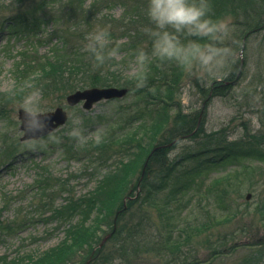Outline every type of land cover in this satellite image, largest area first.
<instances>
[{"label": "rangeland", "instance_id": "rangeland-1", "mask_svg": "<svg viewBox=\"0 0 264 264\" xmlns=\"http://www.w3.org/2000/svg\"><path fill=\"white\" fill-rule=\"evenodd\" d=\"M229 1L232 4L226 6L228 13H222L232 17L234 27L226 43L233 55L222 74L215 78L195 73L183 77L177 96L181 107L175 119L176 128L168 130L165 143L172 142L178 129L186 131L193 125L197 132L169 148L171 165L166 170L158 163L149 167L143 196L129 208L126 219L137 223L147 213L152 219L146 224L148 238L154 237L157 229L153 222L161 223L152 203L160 202L162 194L151 189L167 184L170 190L176 184L185 188L188 195L181 198L175 209L172 228L177 227L175 230L182 235L186 234L184 231L197 233L196 229L208 228V233L202 231L198 241L185 247L183 253H193L197 264H264V223L250 213L259 198H264V0L210 3L224 6ZM54 2L0 0V264H51L50 260L64 255L66 250L49 253L65 237L63 225L53 218L54 211L66 205L71 194L75 198L87 194L105 177L107 168L94 175L95 165L83 156L91 150L95 136L102 137L109 130V122L118 111L132 103L130 94L121 100L99 102L86 111L83 103L68 106L66 98L76 90L90 87L72 92L45 87L50 72L43 67L49 64V58L53 62L61 42L53 38L59 28L54 18H60L54 16ZM123 11V7L116 6L104 11L101 18H118ZM256 26L261 30L244 41ZM116 58L122 61L124 56ZM65 61L69 62V58ZM241 63L242 75L235 85L212 91L213 82L234 79ZM125 65L122 79H133L139 74L132 61ZM23 68L31 74L24 80L20 76ZM35 88L41 90L48 112L62 107L68 113L67 123L54 132L61 137L60 144L50 142L47 147L33 149L29 141L21 140L24 132L20 129V101ZM74 113L82 117L81 126L89 137L86 144L66 134ZM137 156V152H132L124 162L133 166ZM142 166L128 174L132 168L117 167L118 176L107 184L108 194L102 193L103 189L99 192L102 199L110 197L102 205V212L104 217L112 215V227L116 214L124 207L125 197L142 175ZM45 179L47 190L37 186L38 181ZM148 191L154 202H144ZM248 194L250 200L246 199ZM118 196V205L113 206ZM104 217L100 216L105 220ZM112 227L104 225L100 229L101 241ZM147 240L150 243L152 239ZM144 248V253L125 260L114 254L112 238L103 250L106 259L95 264H165L156 260L157 252H151L150 245ZM75 250L68 264H85L87 252L81 256Z\"/></svg>", "mask_w": 264, "mask_h": 264}, {"label": "trees", "instance_id": "trees-1", "mask_svg": "<svg viewBox=\"0 0 264 264\" xmlns=\"http://www.w3.org/2000/svg\"><path fill=\"white\" fill-rule=\"evenodd\" d=\"M231 4L232 1L231 3L229 1L224 6H220L221 3L214 4V6L211 4L212 12L214 15H220L219 13L223 15L222 11H226V6ZM116 6L124 8L121 16L118 18L111 17L110 20L101 18L104 11ZM53 8L54 16H60V18H54V23L59 28L55 30L53 38L60 39L61 42L58 44L60 47L56 51L54 49L56 56L53 58V62L49 58V64L46 63V67H43L44 69L49 68L50 72V75L47 76L49 83L47 82L45 87L56 90L60 88V90H70V92L82 87H126L130 88L132 92V103L118 111L116 116L109 122V130L102 135L101 142L99 144L94 142L91 150L83 156L89 163L95 165L93 168L95 170L94 175L101 173L103 169L107 168L105 177L101 182L97 183V188L77 198L71 194L68 203L61 208H56L54 211L53 218L58 220L60 225H63L65 237L57 247L51 248L49 253L52 251H59L60 253L64 250L66 252L63 256L54 258L50 262L51 264L58 262V264H68L73 255L72 251L75 249V251H79L81 256H84L87 252V257H92L95 248L101 243L100 229L104 225L112 227L110 218L112 215L107 214L104 217L106 214L102 212L104 203H107L110 197L102 199V193L108 194L107 190L109 188L107 184L118 176L117 167L132 168L127 171V174L133 169L136 170L140 164H143V168L155 147L168 144L165 143L168 139V130L176 128L175 119L179 115L181 107L180 100L177 99L178 91H180L181 81L187 75V72L183 71L175 63L162 62L153 58V62L146 70L147 78L143 87H137L136 78L139 74L133 79L121 78L124 72L122 67L126 66L127 61L133 62L134 50L147 39L142 31V28L148 23L145 15V0H91L90 3H88V0H56ZM218 9L220 10L219 12ZM96 24L111 25L113 44L119 45L120 56L123 55L125 60L117 61V58H113L103 66H96L83 47L87 32ZM120 40H123V42L119 44ZM67 58H69V62L65 61ZM30 68L28 67L27 69ZM28 75L31 74H28L26 70L20 73L23 80ZM232 76L230 75V77ZM214 87L216 90L223 91L226 89L221 84ZM15 95L19 97L20 92ZM1 108L2 106H0ZM190 127L186 131L178 129L172 141L193 132V125ZM169 151V148H160L154 151L151 154L152 156H150L148 168L158 163L161 168H164L162 170H166L171 165L168 160ZM132 152H137L139 155L137 156V162L135 164L131 163L133 166L124 162ZM83 157H80V159ZM262 157L264 158V156ZM111 162L113 163L111 164ZM146 179L145 177L141 184L139 197L143 196V186ZM38 183V187L47 190L45 187L47 179L38 181ZM172 186L170 190L167 184L151 189L156 194H162L160 202L152 203L161 223L158 225L157 222H153L157 229L156 234H152L154 237L150 235L148 238L147 230L149 229L146 224L152 219L148 218L149 215L147 213L140 216V220L137 223H129L127 221V211L120 214L118 230L113 236L114 254L129 260V256L136 258L138 254L145 252V246L150 245L152 248L150 251L157 252L156 260L158 262L165 264H197L199 262L193 253L187 252L186 255V253H183V249L194 242L196 243L204 232L208 233V228L196 229L198 230L197 233L194 230L191 232L184 231L185 235L176 231L177 227L175 229L172 228V219L175 218L174 212L177 211L175 209L180 204L181 198L183 199L188 195H185V188L176 184ZM102 189V193H99ZM131 190L133 191L132 193L137 191V183ZM152 196L149 195L148 191L144 202L147 200L153 201L151 199ZM119 198L118 196L113 206L118 205ZM190 200L192 199L190 198ZM136 202L137 200L129 202L128 208L132 207ZM122 208L123 206L120 209ZM250 213L254 219L256 217L258 221L264 223V198H259ZM82 215L83 218L81 219ZM100 216H103L105 220L101 219ZM78 219L81 220L75 222ZM147 239L152 240L149 243ZM154 240L155 242H153ZM103 250H96L94 255L99 256L94 260L93 264L100 261L104 262L106 256L103 255ZM64 261L66 262L64 263ZM21 263H24V261Z\"/></svg>", "mask_w": 264, "mask_h": 264}, {"label": "clouds", "instance_id": "clouds-1", "mask_svg": "<svg viewBox=\"0 0 264 264\" xmlns=\"http://www.w3.org/2000/svg\"><path fill=\"white\" fill-rule=\"evenodd\" d=\"M148 23L142 28L147 39L133 53L134 68L139 71L137 87L146 83V70L153 58L172 62L187 73L215 78L222 74L233 55L226 43L233 31L230 15H214L210 0H146ZM84 51L96 66L120 55L119 45L113 44L111 25L96 24L87 32ZM22 128L33 149L47 147L50 142L60 144L61 137L48 131V108L42 93L35 88L20 101ZM82 117L73 114L67 135L80 144L89 137L82 128ZM101 135L95 142H101Z\"/></svg>", "mask_w": 264, "mask_h": 264}, {"label": "water", "instance_id": "water-1", "mask_svg": "<svg viewBox=\"0 0 264 264\" xmlns=\"http://www.w3.org/2000/svg\"><path fill=\"white\" fill-rule=\"evenodd\" d=\"M129 93V89L123 88L119 89L116 87H110V88H90L83 91H76L75 93H72L67 97V103L69 106L74 107L81 102H84V109L85 110H91L93 106L101 102L103 100H114V99H122ZM22 110L19 111V118L22 121ZM48 115V131L54 132L59 127L66 124L68 121V115L66 111H64L63 108H57L54 112L47 113ZM21 130L23 131L22 125ZM23 141L26 140V134L24 132V136L22 138ZM251 198L250 195H248L247 199L249 200ZM126 209V208H125ZM117 227L114 226V232L116 231ZM113 233L106 236L103 240V242L100 244V248H102L106 242L112 237ZM89 264V263H88Z\"/></svg>", "mask_w": 264, "mask_h": 264}]
</instances>
